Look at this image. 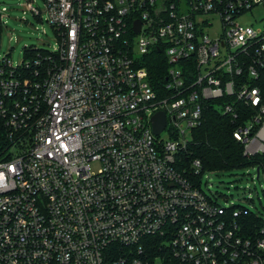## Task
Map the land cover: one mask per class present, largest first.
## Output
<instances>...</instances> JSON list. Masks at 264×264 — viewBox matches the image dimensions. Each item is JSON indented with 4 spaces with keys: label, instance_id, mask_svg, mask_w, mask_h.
Listing matches in <instances>:
<instances>
[{
    "label": "built area",
    "instance_id": "built-area-1",
    "mask_svg": "<svg viewBox=\"0 0 264 264\" xmlns=\"http://www.w3.org/2000/svg\"><path fill=\"white\" fill-rule=\"evenodd\" d=\"M44 1L58 46H26L17 65L1 52L0 1V264H152L148 236L178 264H264V224L247 235L248 209L207 195L202 161L180 155L213 100L234 118L238 102L257 108L235 136L264 153V18L239 21L264 0ZM155 49L168 62L159 88ZM114 244L130 253L111 260Z\"/></svg>",
    "mask_w": 264,
    "mask_h": 264
},
{
    "label": "trees",
    "instance_id": "trees-1",
    "mask_svg": "<svg viewBox=\"0 0 264 264\" xmlns=\"http://www.w3.org/2000/svg\"><path fill=\"white\" fill-rule=\"evenodd\" d=\"M146 65L151 82L159 88L165 82L168 70V62L163 49H155L149 53L146 57ZM257 84L261 85V82ZM222 102L223 100L207 102L204 120L201 126L194 129L193 140L186 151L180 154L181 157L187 165L195 158L200 159L203 164L202 172L205 170L244 169L253 165L259 169L258 177H260L261 173L264 172V153L247 156L244 153V144L235 136L236 130L256 114L257 108L238 102L236 104L238 118H234L231 114L223 113L220 110L217 104ZM5 131V122L0 115L1 145L4 143ZM234 206L248 209V215L242 219L245 224L244 232L247 235H254L256 228L264 224V219L252 212L246 205L234 204ZM164 240L167 239L154 236L144 238L143 244L152 264H157L152 259L157 254L161 255L160 264H178ZM130 249L114 244L108 248V253L110 259L114 260L120 256L122 257L125 253H130ZM127 264L132 263L128 262Z\"/></svg>",
    "mask_w": 264,
    "mask_h": 264
},
{
    "label": "rangeland",
    "instance_id": "rangeland-1",
    "mask_svg": "<svg viewBox=\"0 0 264 264\" xmlns=\"http://www.w3.org/2000/svg\"><path fill=\"white\" fill-rule=\"evenodd\" d=\"M9 7L1 33V52L9 55L17 65L24 61L26 46H36L54 50L58 39L52 24L48 21L44 0H32L41 10L43 20L20 3L26 0H0ZM26 10V11H25ZM264 18V7L257 6L239 17L242 24L259 25ZM45 30V31H44ZM222 30L221 21L216 19L209 28L211 35ZM169 139L168 132L162 134ZM258 168L249 166L244 169L205 170L201 174V188L210 197L225 207L233 204L248 206L252 212L264 219V172L258 177Z\"/></svg>",
    "mask_w": 264,
    "mask_h": 264
},
{
    "label": "water",
    "instance_id": "water-1",
    "mask_svg": "<svg viewBox=\"0 0 264 264\" xmlns=\"http://www.w3.org/2000/svg\"><path fill=\"white\" fill-rule=\"evenodd\" d=\"M139 24L137 26V31H139ZM153 128L156 134H160L166 127L167 124V117L164 111H159L153 116ZM258 176H259V169H258Z\"/></svg>",
    "mask_w": 264,
    "mask_h": 264
}]
</instances>
